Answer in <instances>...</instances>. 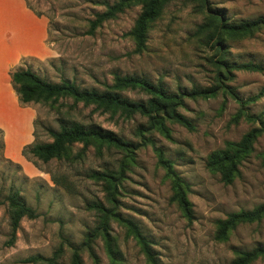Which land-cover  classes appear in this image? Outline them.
<instances>
[{"label":"rangeland","instance_id":"374dc122","mask_svg":"<svg viewBox=\"0 0 264 264\" xmlns=\"http://www.w3.org/2000/svg\"><path fill=\"white\" fill-rule=\"evenodd\" d=\"M116 1L0 0V264H44L22 261L35 256L49 258L59 247L61 255L56 264H70L73 248H80L81 264H109L102 238L93 240L90 250L81 245L98 222L88 205L93 201L107 205L101 184L89 175L116 169L122 154L104 148L97 156L88 147L79 159L44 163L26 148L50 142V132L72 123L108 130L125 141L141 144L135 131L146 124V118L140 115L125 119L70 98H60L53 105L22 104L10 81L12 72L29 69L49 83L66 81L79 90L98 92L122 76L161 83L168 92L214 83L216 72L211 60L216 57L215 51L204 36L195 35L206 13L198 0H166L158 17L149 24L145 48L139 53L134 52L128 35L140 14L139 4L105 20L88 34L95 16ZM206 6L228 23L264 18V0H207ZM11 50L14 52L9 53ZM222 51L228 63L264 65V28L249 37L224 38ZM228 85L243 99L261 92L248 111L253 115L264 111V72L233 71ZM121 94L134 101L147 98L138 90ZM237 110V103L222 95L185 100L179 112L193 129L168 122L170 139L153 131L147 134L152 144L135 151L134 164L118 195V211L151 243L157 264H229L235 252L264 246V218L238 225L225 241L214 238L218 220L264 205V133L256 139L230 184H224L218 173L206 167L212 152L223 149L227 142L239 141L253 128L244 120L231 122ZM81 149V144H74L72 154ZM155 149L162 151L189 185L190 222L170 202V184ZM12 193H17L36 217L23 218L14 242L8 245L10 226L4 200ZM109 234L120 264H147L123 226L111 220ZM250 264H264V257Z\"/></svg>","mask_w":264,"mask_h":264},{"label":"trees","instance_id":"16d2710c","mask_svg":"<svg viewBox=\"0 0 264 264\" xmlns=\"http://www.w3.org/2000/svg\"><path fill=\"white\" fill-rule=\"evenodd\" d=\"M207 0H198L199 6L206 10L204 22L196 27L195 35L204 36L207 44L215 51L211 64L216 75L214 83L208 87H192L187 91L168 92L161 83H152L144 78L134 76L115 77L114 83L106 90L98 92L95 90H79L72 83L63 81L52 84L41 79L29 69L17 70L11 73L10 81L15 89L20 103H50L53 105L60 98H70L75 103L93 105L95 108L110 113L118 114L120 117L129 119L134 115L146 118V124L139 126L135 134L141 140V144H133L118 137L113 132L93 127H84L77 123L70 126H61L57 132H50L51 141L47 143H35L26 148V151L41 162L50 160L66 159L71 161L83 156L86 148L92 147L97 156H101L104 148L113 149L122 154L118 166L114 170H103L92 172L89 178L100 183L105 202L93 201L88 208L93 210L98 217L95 229L87 233L82 242V247L90 250V244L96 238H102L109 264H120L121 259L117 257L113 238L109 234V222L111 220L123 226L126 236L131 237L140 252L143 254L147 264H157L155 254L151 249V243L142 235L138 226L131 220L119 214L118 195L126 173L134 164V154L139 146L152 144L150 134L157 131L166 139H170L168 122H175L188 130L193 127L190 121L179 112L185 105V100H206L218 95L231 98L238 105V110L232 116L231 122L238 123L244 120L252 125L237 142H227L223 149L212 152L206 160V167L212 172L220 175L224 184H230L238 175L241 162L250 155L256 139L264 133V111L253 115L248 111L250 104L256 102L262 93L243 99L228 85L232 81L233 71L264 72V65L253 63H228L223 59L222 42L224 38L236 39L251 36L257 30L264 28V18L240 23H228L217 13H213L209 7H205ZM166 0H117L107 9L95 16L90 22L88 34L100 26L105 20L111 19L116 14L131 5H141V11L135 23L128 33L134 43V52L143 51L146 44L148 26L159 15ZM138 90L147 98L144 101H134L122 96L124 90ZM74 144H81L82 149L76 155L72 154ZM158 164L164 170V177L169 181L171 196L170 202L175 204L182 217L190 222L193 218L192 206L187 198L190 191L189 185L174 170L171 161L163 156L160 149H155ZM264 161V154H262ZM7 213L9 216L10 235L7 244L11 245L15 240V233L23 218L34 219L35 211L25 205L17 193L9 194L5 198ZM264 218V205H260L250 211H239L228 214L223 220L216 222L215 240L225 241L230 231L240 224L259 222ZM80 248H73L70 264H81L79 256ZM61 255V247L49 257L41 256L24 259V263L42 262L44 264H56ZM264 257V246L256 247L250 251H237L235 258L229 264H250Z\"/></svg>","mask_w":264,"mask_h":264},{"label":"crops","instance_id":"0c3cea01","mask_svg":"<svg viewBox=\"0 0 264 264\" xmlns=\"http://www.w3.org/2000/svg\"><path fill=\"white\" fill-rule=\"evenodd\" d=\"M1 18H2V17H1ZM1 21H2V20L0 19V24H1ZM0 42H2L1 39H0ZM1 45H2V43H0V47H1ZM11 47H12V46H11ZM13 47H14L15 52H16L18 55H20V51H18V49L15 47V45H13ZM10 52H14V51L11 50V51H9V53H10Z\"/></svg>","mask_w":264,"mask_h":264}]
</instances>
